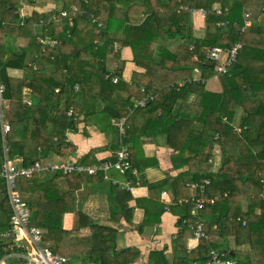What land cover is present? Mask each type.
<instances>
[{
	"label": "trees",
	"instance_id": "16d2710c",
	"mask_svg": "<svg viewBox=\"0 0 264 264\" xmlns=\"http://www.w3.org/2000/svg\"><path fill=\"white\" fill-rule=\"evenodd\" d=\"M20 1L0 0V81L6 88L5 97L13 102L10 112L12 129L7 133L10 158L19 159L20 164L29 166L36 162L52 163L57 157L74 154L76 147L67 141L64 126L56 121V113L68 112L74 105L73 97H83L91 81L105 88L106 103L102 102V107L96 111L108 124L115 125L113 121L127 116L132 109L134 112L143 108L151 111L157 100L155 95L160 94L164 98L156 110L170 115L180 128L186 120L188 136L185 145L198 140L202 147L221 144L231 148L230 156L217 171H212L208 165L200 174L189 167L169 179L140 180L148 189L147 197L137 199L134 205L128 201L110 204L108 218L114 222L119 221V212L131 221L136 209L143 210V219L138 224L141 232L147 227L159 228L168 208L176 216V230L170 234L171 242H168L171 247H153L145 256L135 246L116 250L119 232L88 213L84 207L85 199L77 194L85 183L104 181V171L95 175L38 172L31 178H19L18 187L32 212L31 225L41 229L50 249L69 257L76 264H206L213 251L224 252L234 264H259L257 261L264 259V175L261 174L264 167V0H156L158 7L170 14V25L164 29L154 21L150 0H80L82 8L93 12L94 18L99 20L105 19L103 14L112 15L118 2L123 3L126 7L125 21L136 25L125 31L124 36H115L106 43L103 37L94 33V28L100 23L96 18L97 22H91L89 26L76 20L70 26L65 17L57 27L58 34L68 31L74 38L82 34L88 36L77 54H63L56 46L42 43V39L48 36L56 40V26L44 19V33L36 35L34 26L41 19L36 13L17 26V36L8 34L5 28L14 26L3 23L2 19L18 17ZM196 10L205 11L202 17L206 28L201 35L193 26V12ZM135 12H140L139 19L132 22L130 16ZM247 21H250L249 25ZM104 34L106 37L105 30ZM11 37H27L31 41L22 49H12ZM96 38L100 41H94ZM113 42L122 47L131 46L137 64L136 74L143 76L150 73L151 68L181 70L189 81L180 90L162 86L152 90L154 98L143 107L133 108L129 94L127 104L112 105L106 98L122 87L112 81V77L122 72L121 68L113 67V61L121 58ZM239 43L241 49L236 61L228 72L218 73L216 85L219 91H208V84L196 80V77H200L201 70L216 66L209 59L210 50L220 47L227 51ZM111 56L114 58L109 62L108 57ZM178 58L182 62L181 67H173ZM35 59L47 61L54 70L34 69L32 63ZM130 88L133 95L141 97L139 99L146 97L139 82ZM150 88L148 85L145 91ZM199 98L197 105L189 104L187 115L174 113V104L178 100L196 102ZM100 99L99 91L96 100ZM156 114L154 119L162 120V115ZM197 121L209 122V132L201 127L198 136H193L191 123ZM206 135L207 141L204 140ZM131 136V129L126 130L124 141H132ZM2 140L0 125V172L4 165ZM198 151L185 164L199 166L202 164L200 161L205 164L212 162L210 154ZM205 178L211 180L206 193L216 197L217 201L196 211L189 184L202 183ZM70 181H77L75 188L68 187ZM61 182L67 184V190L59 189ZM163 192L170 198H163ZM238 196L242 198L235 201ZM182 199L187 201L180 202ZM168 201L172 202L169 207ZM71 212L72 217L69 215ZM11 216L6 182L0 176V259L25 249V245L13 236ZM231 218L236 220L230 222ZM219 219L220 226L214 228ZM200 222L205 236L197 240L194 232ZM94 226L96 237L92 245L89 231ZM227 237L235 240L237 249L227 244ZM140 257L141 261L136 262Z\"/></svg>",
	"mask_w": 264,
	"mask_h": 264
},
{
	"label": "crops",
	"instance_id": "0c3cea01",
	"mask_svg": "<svg viewBox=\"0 0 264 264\" xmlns=\"http://www.w3.org/2000/svg\"><path fill=\"white\" fill-rule=\"evenodd\" d=\"M150 5L154 10V21L157 26L160 29L169 27V12L158 7L156 0H150ZM145 8H148V6L145 5ZM34 13L41 16V19L37 21L34 26L35 32L36 30L38 31L36 32L38 33V36H41L44 33V19L48 20V23L56 26V40L48 36L45 39H42V43L51 42L56 45V48L63 54H77L80 51L81 45H83L84 39L88 37L86 34H82L78 38H74L69 35L68 31H61L58 34L57 27L61 26L63 18H68L70 26L75 20L79 23H84L87 26H89L91 22H97L95 20L96 17L94 18L93 12H89L86 8H82L80 0H21L17 12L18 17H7L2 19L3 23L14 26L6 27L5 31L12 36H17V26L21 25L26 18L32 16ZM125 13L126 7L123 3L118 2L112 15L103 14L105 19L101 20L96 18L100 23L94 28V33H98L100 37H103V41L106 43L111 39H115V36H124L125 31L136 25L132 24L130 21H125ZM139 14L140 12L132 14L130 16L131 21H138ZM193 14L195 16L193 26L197 34L201 35L206 28L203 21L204 16L198 11H194ZM143 15H145L144 11ZM105 20L108 21L106 22ZM104 30L105 33H107L106 37ZM15 38L16 37H11L12 49H22L31 41V39L27 37ZM94 41H100V38H96ZM113 46L115 50L119 51L121 54V58L118 61H113V67H115V69H122L120 75L115 76V78L118 77L119 82L113 81V84L120 83L122 87L117 92L110 93L106 98L112 102V105H125L130 101L133 108L139 107L138 102L143 101L148 97L139 99L141 98L139 95H133L130 87L136 86L138 82L142 84L141 91L142 89H145V87L147 88L148 85L151 87L148 92L142 91L143 93L154 94L155 92L152 90H156L161 86L177 87V89L180 90L185 82L189 81L188 78H184L185 73H181V70H169L164 68H151L150 73L146 72L143 76H140L134 72L137 64L131 46L122 47L119 46L117 42H113ZM81 58H84V56ZM150 59L157 60L155 57H150ZM181 65L182 62L180 58H178L175 60L173 67L180 68ZM33 68L42 71L54 70L52 64L39 59L34 60ZM14 72L19 71L15 70ZM208 72L210 73V76H207V74L202 71L200 77H196V80L206 82L208 84V91H219L216 85V81L219 77L218 74L210 71ZM209 86H211L212 89H210ZM99 91L101 92V99L97 101L96 95ZM128 94L131 95V97L127 102ZM104 95V86H101L98 82L91 81L90 87L87 88L83 97L81 95L73 97L74 105L70 108V110L73 111L71 116H69L68 112L59 111L56 113V121L64 126L67 135L66 139L73 143L76 150L74 154L57 157L54 161L75 158L79 159L81 162L84 161L83 163L86 165H97L105 163L106 161H112L113 158L117 157L122 141L121 129L119 124H117L118 121H113L115 125L112 123L108 124L102 115L96 111L99 107H102V102H105ZM155 96H157V100L151 111H145L143 108L134 112L132 109L130 114L121 117L122 119H125V131L129 129L132 131V141L129 142L131 163L138 172L137 179L144 182L169 179L177 176L179 173L187 171L189 167H192V171L203 174L208 165H210L212 171H217L226 158L230 156L231 148L227 145L221 144H212L210 147H202L198 140H192L190 145H185V140L188 136L186 120H183L184 126L180 128L179 124H177L178 122L170 115L164 113L161 114V111L156 109L159 108L164 95L157 94ZM151 98L153 99L154 96ZM186 100L190 99H182V101L178 100L174 104V113L178 115H187L189 104L192 106L197 105L200 98L196 102ZM148 101L150 100L148 99L147 102ZM156 112V115H162V120L154 119ZM130 116L131 118L129 120ZM207 123L208 124L202 123L201 121L191 123L193 124L191 125L193 126V129L191 130L192 135L198 136L201 127H205V131L209 132L210 123ZM207 139L208 136L206 135L204 140L207 141ZM198 150H203L205 153L207 152V154H210L213 158L212 162L205 164L203 161H200L202 164L199 166L185 164L189 162L188 159L190 157L195 156V153L199 152ZM184 159L186 160L184 161ZM262 165L264 164L262 163ZM109 174L111 176L109 180L104 179L102 182H88L83 184L80 190H78L79 192L77 191V194L85 199L84 207L88 213L95 216L99 222L108 224L119 232L118 246L116 250L135 246L141 249L142 255L145 256L153 247L163 248L165 245L170 246V243H168L171 242L169 236L176 230L177 218L171 213L169 208L163 214L159 228L147 227L149 231H151L150 233L146 232L147 228L144 232H141L140 225H138L144 215L143 210L141 209H136L134 211L133 219L131 221L127 220L121 212H119L118 215L119 221L114 222L109 220L108 207L110 204L112 205L118 204L120 201H128L131 205H134L137 199L148 196V189L146 186L142 184L134 185L132 186L131 191H128L123 189L122 186V183L126 181V176L115 170L110 171ZM261 174L264 175V167ZM60 184L61 187H59V189H68L67 184H64L63 182ZM76 185L77 181L68 182V187L71 189L75 188ZM191 189L193 196L196 193V189ZM166 197L168 199L170 198L166 192H163V198ZM183 200L186 199H182L180 202H183ZM170 205H172V202L168 201V207ZM71 213H69V215L72 217L73 212ZM217 225L220 226V219L217 221ZM95 230L96 227L94 226L91 227L89 231L92 245L95 242ZM15 238L21 244L25 246L27 245L26 239L20 233H18ZM226 242L230 247L237 249L236 242L233 238L227 237ZM112 253L114 252L112 251ZM232 254L233 256L235 255L234 252H232ZM142 257L138 258L136 262L141 261ZM259 261V264H264V259H260Z\"/></svg>",
	"mask_w": 264,
	"mask_h": 264
},
{
	"label": "built area",
	"instance_id": "2783aa9c",
	"mask_svg": "<svg viewBox=\"0 0 264 264\" xmlns=\"http://www.w3.org/2000/svg\"><path fill=\"white\" fill-rule=\"evenodd\" d=\"M202 15H205L204 10H196ZM249 15V14H247ZM247 25L250 21L246 22ZM244 28H242L243 30ZM241 49V44L233 46L230 50H227V58L224 62H221V55L225 52L220 47H215L209 52V59L216 63L213 69H205L210 72L226 73L228 72L232 63L236 61L237 54ZM118 77L114 79L118 82ZM5 92V86L0 84V125L2 139L6 142L5 137L12 129L10 121V112L12 109V99L3 96ZM148 99L138 102L139 106H145ZM10 102L9 106H5L4 101ZM69 116L73 114V111H68ZM121 129V145L117 153L116 161H106L105 163L97 165H86L79 159L68 158L65 160H58L52 163L36 162L33 165L24 166L17 164L14 160L8 157V147L5 144L4 165L0 172V176L5 179L7 195L12 208L11 224L13 225V236L20 233L27 241L24 251L14 252L4 256L0 259V264H76L72 263L69 257L54 253L50 247L45 243L42 231L40 228L31 225L32 212L23 198V193L18 187V180L21 177L31 178L35 173H43L53 175L54 173H61L63 175H69L72 173L82 174L88 173L95 175L100 171L105 172V180L110 179V171L115 170L120 174L126 176V181L122 183L123 189L131 191L132 186L140 185L141 182L137 179L138 172L132 166L131 163V150L130 143L125 142L123 135L125 133V119L121 118L118 123ZM131 172V175H128ZM211 183L209 178H205L202 183H190L191 188L196 189V193L191 197V201L195 204V210H203L208 205H213L216 201V197H212L206 193L207 186ZM264 198V193H263ZM187 201V200H183ZM182 202V201H181ZM236 219L231 218L230 222H234ZM240 220V218L238 219ZM221 222V220H220ZM219 225H215L214 228H218ZM195 238L198 240L205 236L203 231V223L200 222L195 228ZM9 234L7 233L6 236ZM89 264V263H85ZM206 264H234V261L226 258L224 252L213 251Z\"/></svg>",
	"mask_w": 264,
	"mask_h": 264
},
{
	"label": "rangeland",
	"instance_id": "374dc122",
	"mask_svg": "<svg viewBox=\"0 0 264 264\" xmlns=\"http://www.w3.org/2000/svg\"><path fill=\"white\" fill-rule=\"evenodd\" d=\"M256 13H254V15H255ZM36 32H38L37 30H36ZM35 32V30H34V33L37 35L38 33H36ZM41 32H42V30H41ZM251 39H253L254 41H260L261 42V40L260 39H257V38H251ZM250 40V39H249ZM45 45H48V46H56V45H54V44H52L51 42H46V43H44ZM114 58V56H111V57H108V59H109V62H111L112 61V59ZM227 58V51H225L222 55H221V62H224L225 61V59ZM32 67H33V63H32ZM35 69V68H34ZM202 71H203V73H206L207 74V76H210V73L208 72V71H206V70H201V73H202ZM215 74H217V72H214ZM114 79H115V76L114 77H112V81H114ZM0 84H2L1 83V81H0ZM2 85H4V84H2ZM5 86V85H4ZM210 89H212L211 87H209ZM217 89V88H216ZM5 90H6V88H5ZM142 91L143 92H146L145 91V89H142ZM3 96H5V92H4V94H3ZM153 96V93H146V97H152ZM204 129H205V127H203ZM191 132V131H190ZM5 140H6V142L4 141V140H2V142H3V154H5V144L7 145V135H6V137H5ZM7 147H8V145H7ZM8 153H9V149H8ZM8 157H9V154H8ZM10 158V157H9ZM10 159H12V158H10ZM12 160H14L17 164H20L21 162V160H19V159H12ZM50 175V174H49ZM249 195H251V193L249 194ZM240 198H242V197H240V196H238V198L235 200V201H239L240 200ZM246 200H247V198L245 197V199H244V202H246ZM258 263L260 262L259 260L257 261Z\"/></svg>",
	"mask_w": 264,
	"mask_h": 264
},
{
	"label": "bare ground",
	"instance_id": "6f19581e",
	"mask_svg": "<svg viewBox=\"0 0 264 264\" xmlns=\"http://www.w3.org/2000/svg\"><path fill=\"white\" fill-rule=\"evenodd\" d=\"M4 104H5V106H9L10 102L7 101V100H5V101H4Z\"/></svg>",
	"mask_w": 264,
	"mask_h": 264
},
{
	"label": "water",
	"instance_id": "95a60500",
	"mask_svg": "<svg viewBox=\"0 0 264 264\" xmlns=\"http://www.w3.org/2000/svg\"><path fill=\"white\" fill-rule=\"evenodd\" d=\"M150 230H151V229H150ZM148 231H149V229L147 228V229H146V232H147V233H150V232H151V231H149V232H148Z\"/></svg>",
	"mask_w": 264,
	"mask_h": 264
}]
</instances>
